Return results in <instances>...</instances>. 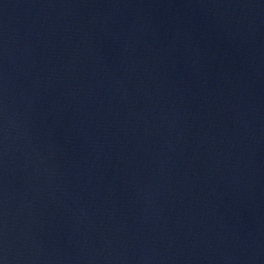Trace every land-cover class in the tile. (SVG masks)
<instances>
[{"label": "water", "instance_id": "obj_1", "mask_svg": "<svg viewBox=\"0 0 264 264\" xmlns=\"http://www.w3.org/2000/svg\"><path fill=\"white\" fill-rule=\"evenodd\" d=\"M0 264H264V0H0Z\"/></svg>", "mask_w": 264, "mask_h": 264}]
</instances>
